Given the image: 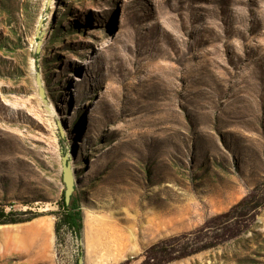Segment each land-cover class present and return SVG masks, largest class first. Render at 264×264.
Segmentation results:
<instances>
[{"label":"rangeland","instance_id":"374dc122","mask_svg":"<svg viewBox=\"0 0 264 264\" xmlns=\"http://www.w3.org/2000/svg\"><path fill=\"white\" fill-rule=\"evenodd\" d=\"M55 7L0 0V264H264V0Z\"/></svg>","mask_w":264,"mask_h":264},{"label":"trees","instance_id":"16d2710c","mask_svg":"<svg viewBox=\"0 0 264 264\" xmlns=\"http://www.w3.org/2000/svg\"><path fill=\"white\" fill-rule=\"evenodd\" d=\"M8 217L9 214L5 215L3 211H0V224L6 225L18 222L12 221ZM62 228H66L67 231L75 233L76 235H79L83 229V215L80 207L78 193L76 190L71 197L69 205L65 203V197L63 192L61 213L59 216V222L56 224V233L58 234L60 229Z\"/></svg>","mask_w":264,"mask_h":264},{"label":"bare ground","instance_id":"6f19581e","mask_svg":"<svg viewBox=\"0 0 264 264\" xmlns=\"http://www.w3.org/2000/svg\"><path fill=\"white\" fill-rule=\"evenodd\" d=\"M56 4H57V0H51L49 2V6H50L52 12H54L56 10V7H55ZM35 235L39 239H43L45 237L44 233H43V230L40 227H38V226H37V229L35 231ZM96 237H97V234L95 233L93 219H91V217L89 215H87L85 217V219H84V243H85V246H86L87 255H89V252H91L94 248H95V250H97L96 249V246H97Z\"/></svg>","mask_w":264,"mask_h":264},{"label":"water","instance_id":"95a60500","mask_svg":"<svg viewBox=\"0 0 264 264\" xmlns=\"http://www.w3.org/2000/svg\"><path fill=\"white\" fill-rule=\"evenodd\" d=\"M49 2L50 0H48V3ZM37 83L39 84L41 83L40 76H37ZM41 94H43V91H41ZM68 160H69V155L66 154L62 159V178H63V183L65 186V191H64L65 203L67 205L70 204L71 197L76 190L74 177H73ZM78 264H84V260L80 258L78 261Z\"/></svg>","mask_w":264,"mask_h":264}]
</instances>
